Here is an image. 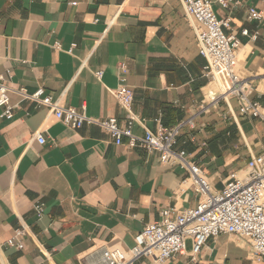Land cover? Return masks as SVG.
<instances>
[{
    "label": "crops",
    "instance_id": "obj_1",
    "mask_svg": "<svg viewBox=\"0 0 264 264\" xmlns=\"http://www.w3.org/2000/svg\"><path fill=\"white\" fill-rule=\"evenodd\" d=\"M246 4L264 14V0ZM213 11L229 20L225 33L239 42L238 75L264 113V24L250 22L246 7L214 2ZM194 24L184 0H0V77L11 90L43 89L42 99L59 107L124 127L128 113L115 93L123 75L134 93L133 134L194 118V126L181 128L176 151L220 191L263 152L264 121L242 116L236 97L213 103L229 85L223 73L217 83L205 76ZM14 91L13 116L0 120V264H103L101 249L130 251L163 210L198 205L183 167L162 163L142 145L128 147L127 138L118 146L97 125L68 128L52 107ZM37 203L44 206L41 219ZM19 230L23 249L7 247ZM191 249L188 241L187 253L166 264H264L235 235L210 239L196 263ZM133 264L156 263L143 257Z\"/></svg>",
    "mask_w": 264,
    "mask_h": 264
},
{
    "label": "built area",
    "instance_id": "obj_2",
    "mask_svg": "<svg viewBox=\"0 0 264 264\" xmlns=\"http://www.w3.org/2000/svg\"><path fill=\"white\" fill-rule=\"evenodd\" d=\"M248 1V0H247ZM246 0H184L186 16L193 20V28L199 43V53L206 59L205 76L211 82H219L220 73L224 74L228 87L215 99L236 97L240 103L242 116L258 117L264 121L262 107L249 100L247 83L240 78L237 72V49L239 42L235 37L228 36L225 29L230 26L229 20H219L213 11V3H218L223 9H239L246 7L250 22L264 24V14L254 7L248 6ZM247 36L248 31L242 32ZM257 38V35L252 37ZM73 46L69 53L72 52ZM59 48V47H58ZM126 70L125 65L120 71ZM101 78L102 73H96ZM0 77V108L5 112L0 116L12 118V107L9 105V92H13ZM26 99L35 101L40 107L50 106L57 120L66 127L78 130L84 125H97L114 139L116 145L123 144L127 138V145L134 148L142 145L148 153L156 152L164 164L179 165L186 169L191 188L200 196L198 205L193 209L177 212L167 208L162 211L160 221L150 224L136 236V245L130 251L119 248L101 249L100 255L103 264H133L145 257L151 258L156 264H166L175 257L187 253V242L191 241V261L196 263L207 242L212 238L224 235H235L247 241L251 253L256 261H264V154L253 156L247 165L246 172L237 178L229 179L222 190L215 191L202 169L188 159L185 151H176L181 128L185 125L194 126V118L178 127L167 129L159 126L153 133L146 131L145 136L137 137L132 129L137 117L132 113L134 93L127 86L126 78L120 76V84L115 91L121 107L128 113V120L124 127H120L115 118L93 119L75 108H63L52 103L51 98H44L43 89L33 95L24 90L14 91ZM215 100V101H214ZM35 140L45 144L42 133L35 135ZM34 210L39 219L44 216V206L37 203ZM23 230L15 233L6 243L9 248L23 249L20 238Z\"/></svg>",
    "mask_w": 264,
    "mask_h": 264
},
{
    "label": "rangeland",
    "instance_id": "obj_3",
    "mask_svg": "<svg viewBox=\"0 0 264 264\" xmlns=\"http://www.w3.org/2000/svg\"><path fill=\"white\" fill-rule=\"evenodd\" d=\"M262 147L264 148V142L262 143ZM261 154H264V150ZM247 157L246 153H245V158Z\"/></svg>",
    "mask_w": 264,
    "mask_h": 264
}]
</instances>
